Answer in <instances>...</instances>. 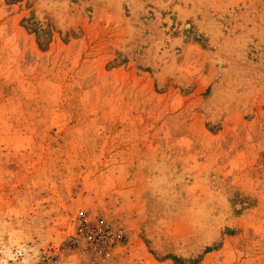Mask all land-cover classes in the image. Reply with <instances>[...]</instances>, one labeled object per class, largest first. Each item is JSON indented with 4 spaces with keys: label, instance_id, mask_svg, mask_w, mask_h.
I'll return each mask as SVG.
<instances>
[{
    "label": "rangeland",
    "instance_id": "obj_1",
    "mask_svg": "<svg viewBox=\"0 0 264 264\" xmlns=\"http://www.w3.org/2000/svg\"><path fill=\"white\" fill-rule=\"evenodd\" d=\"M0 264H264V0H0Z\"/></svg>",
    "mask_w": 264,
    "mask_h": 264
},
{
    "label": "built area",
    "instance_id": "obj_2",
    "mask_svg": "<svg viewBox=\"0 0 264 264\" xmlns=\"http://www.w3.org/2000/svg\"><path fill=\"white\" fill-rule=\"evenodd\" d=\"M84 230H87V231H88L87 235H89V239H90L92 242L96 241V236H97V237H100V238L102 237V235H100V232H101V231H98V230L91 231L92 229L89 227V222H88L87 219L84 220V225H83V229H82V231H84ZM106 249H107V248L103 247V248L100 250V252H101V253H104V252H106Z\"/></svg>",
    "mask_w": 264,
    "mask_h": 264
}]
</instances>
